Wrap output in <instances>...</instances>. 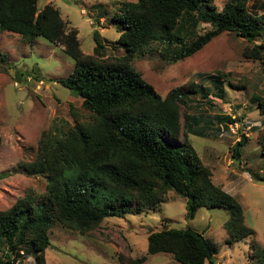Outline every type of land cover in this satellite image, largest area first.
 Listing matches in <instances>:
<instances>
[{"label":"trees","instance_id":"obj_1","mask_svg":"<svg viewBox=\"0 0 264 264\" xmlns=\"http://www.w3.org/2000/svg\"><path fill=\"white\" fill-rule=\"evenodd\" d=\"M213 2L120 3L113 22L120 30L117 44L124 55L101 61L82 53L77 32H66L57 9L46 5L38 10V0H0V33L40 37L61 46L75 65L59 83L74 92L92 118L42 135L36 158L25 170L45 177L46 195L38 201L17 200L9 210L0 211V264H24L30 256L35 264H46L44 252L54 223L85 234L105 219L154 209L170 191L185 200L188 221L201 208L225 210L226 243L254 235L241 205L213 184L210 170L189 141L188 118L182 123L179 112L188 90L174 88L162 98L131 64L151 43L160 46L163 60L172 65L230 33L252 44L244 57L258 61L264 75V44H254L264 37V15L251 14L247 0H227L221 12ZM199 25L210 29L199 35ZM93 37L98 52L102 45L97 34ZM256 107L264 114V98ZM246 141L242 137L235 143L234 160ZM253 179L264 184V177ZM146 252L167 254L180 264H214L217 248L193 229L164 228L148 234ZM257 259L264 264V248L257 251ZM145 261L143 256L129 264Z\"/></svg>","mask_w":264,"mask_h":264},{"label":"rangeland","instance_id":"obj_2","mask_svg":"<svg viewBox=\"0 0 264 264\" xmlns=\"http://www.w3.org/2000/svg\"><path fill=\"white\" fill-rule=\"evenodd\" d=\"M136 1L38 0L37 7L57 9L66 32H77L82 53L107 61L124 55L113 15L120 3ZM226 1L214 0L215 10L221 12ZM247 9L264 15V0H247ZM209 29L199 25L196 32L202 35ZM94 34L102 45L98 52ZM260 43L264 37L254 42ZM251 46L234 34L222 33L192 57L171 65L163 60L160 46L151 43L131 64L162 98L174 88L188 90L179 112L182 123L188 118L189 141L210 170L213 184L241 205L254 235L226 243L225 210L201 208L188 221L185 200L170 191L154 209L105 219L85 234L54 223L44 252L46 264H129L143 256V264H180L167 254L147 255L148 234L164 228H190L202 234L217 248L214 264H258L257 251L264 248V184L253 178L264 177V114L256 107L264 98V75L258 61L244 57ZM74 65L57 44L0 33V211L9 210L17 200L38 201L46 195L45 177L25 170L35 160L44 133L92 121L81 100L59 83ZM234 121L239 125L235 135L227 131ZM242 137L246 144L234 160L233 147ZM24 264H35L34 258Z\"/></svg>","mask_w":264,"mask_h":264},{"label":"built area","instance_id":"obj_3","mask_svg":"<svg viewBox=\"0 0 264 264\" xmlns=\"http://www.w3.org/2000/svg\"><path fill=\"white\" fill-rule=\"evenodd\" d=\"M238 127H239L238 123L234 121V122H231V124L227 126V129L230 134L235 135L237 133ZM221 131H224V128L222 126H221Z\"/></svg>","mask_w":264,"mask_h":264},{"label":"clouds","instance_id":"obj_4","mask_svg":"<svg viewBox=\"0 0 264 264\" xmlns=\"http://www.w3.org/2000/svg\"><path fill=\"white\" fill-rule=\"evenodd\" d=\"M227 131H228V129H227Z\"/></svg>","mask_w":264,"mask_h":264}]
</instances>
